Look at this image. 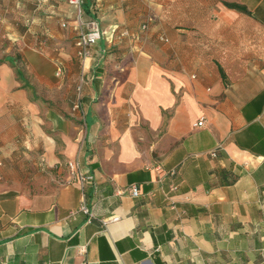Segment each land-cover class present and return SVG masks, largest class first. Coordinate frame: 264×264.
Wrapping results in <instances>:
<instances>
[{"label":"crops","instance_id":"1","mask_svg":"<svg viewBox=\"0 0 264 264\" xmlns=\"http://www.w3.org/2000/svg\"><path fill=\"white\" fill-rule=\"evenodd\" d=\"M129 2L90 1L80 58L65 1L0 0V264H264V0L196 1L157 43Z\"/></svg>","mask_w":264,"mask_h":264},{"label":"rangeland","instance_id":"2","mask_svg":"<svg viewBox=\"0 0 264 264\" xmlns=\"http://www.w3.org/2000/svg\"><path fill=\"white\" fill-rule=\"evenodd\" d=\"M67 3V0H61ZM128 0H122L125 2ZM129 5L134 4L133 6H128L126 10L132 13L134 16H138L137 20L139 24L143 22L146 23V33H149L148 39L152 42H156L155 34L161 31V26L166 24V22L176 21L177 13L182 10H191L195 6L196 1L200 2L199 4L205 7H208L210 4L207 3L213 0H129ZM217 2L223 0H216ZM206 2V3H205ZM218 4V3H217ZM20 5V1H19ZM219 5V4H218ZM212 6V3H211ZM31 11V15L35 17L37 12L42 13L43 15H48L49 0H23L22 9ZM125 12V9H122ZM74 19L77 22L75 24V29L71 30L73 32V37L75 38L76 31L78 30L80 23L74 15ZM64 26V25H63Z\"/></svg>","mask_w":264,"mask_h":264},{"label":"built area","instance_id":"3","mask_svg":"<svg viewBox=\"0 0 264 264\" xmlns=\"http://www.w3.org/2000/svg\"><path fill=\"white\" fill-rule=\"evenodd\" d=\"M81 2L82 0H67V4L72 7L74 15L77 19H80L81 17ZM64 23L61 22V26H63ZM140 29L145 30L146 24L142 23L140 24ZM101 35V30L98 26V23L95 19H88L83 22L82 26H79L78 30L76 31L75 38L73 41V46L75 48V54L80 58H85L88 56L89 53V46L94 44L96 40ZM156 39L159 41H166V38L162 34H157ZM74 107H77L76 104H74ZM202 122V118L196 121V125H200ZM210 155H214V151L208 152ZM261 158V157H260ZM262 159V158H261ZM64 166L66 168L67 177L64 180H60V184H67L71 182H76L78 184V187L80 190L83 189V186L90 182L91 175L87 174L83 170L80 169L78 166V162L76 159H70L65 161ZM155 166H151V168H154ZM169 174H172V171L168 172ZM176 188L175 184L169 185V190L172 191ZM130 194L132 196L137 195V188L135 185H130L129 187ZM164 201L167 202L168 207L173 208L174 204L173 201L170 199V197L167 194H164L163 196ZM77 210L83 212L87 216H90L91 213L88 209V207L84 204L83 201H81L78 206ZM117 216L112 215L108 218L109 221L116 220Z\"/></svg>","mask_w":264,"mask_h":264},{"label":"trees","instance_id":"4","mask_svg":"<svg viewBox=\"0 0 264 264\" xmlns=\"http://www.w3.org/2000/svg\"><path fill=\"white\" fill-rule=\"evenodd\" d=\"M91 0H82L81 2V15H86L89 17V19H94L89 13L88 6L90 4ZM224 5L227 8L238 10V11H244L245 8L242 5L236 4V3H224ZM147 26V25H146Z\"/></svg>","mask_w":264,"mask_h":264}]
</instances>
